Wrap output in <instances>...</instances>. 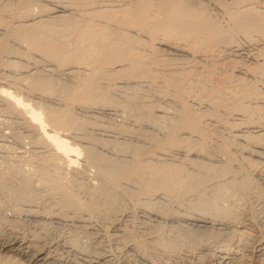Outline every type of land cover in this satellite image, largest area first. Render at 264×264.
Wrapping results in <instances>:
<instances>
[{"label":"bare ground","instance_id":"obj_1","mask_svg":"<svg viewBox=\"0 0 264 264\" xmlns=\"http://www.w3.org/2000/svg\"><path fill=\"white\" fill-rule=\"evenodd\" d=\"M0 116V254L264 264V0H0Z\"/></svg>","mask_w":264,"mask_h":264},{"label":"rangeland","instance_id":"obj_2","mask_svg":"<svg viewBox=\"0 0 264 264\" xmlns=\"http://www.w3.org/2000/svg\"><path fill=\"white\" fill-rule=\"evenodd\" d=\"M119 92H117V97H119V99H121V100H123V94H122V92H120L119 94H118ZM122 96V97H121ZM109 108V109H108ZM111 108V109H110ZM118 108H120V107H118ZM118 108L116 109V107L115 106H110V107H105V111H106V113H108L107 115H109V116H111V117H109V116H107V115H104V117L106 118V120H105V118L103 117V116H101V118L99 119V123H101L102 124V122H103V126L105 125H108L109 124V121H107V119L108 120H110V122L112 121V119L114 118V119H116V120H121L122 119V117L124 116V111H122V107H121V109H119L118 110ZM116 110V112H115V110ZM112 110V111H111ZM112 112V113H111ZM115 113V114H114ZM117 113V114H116ZM122 113H123V115H122ZM119 114H121L120 116H118ZM103 118H104V120H103ZM0 119H1V116H0ZM102 119V121H100ZM106 121V122H105ZM2 125V126H1ZM6 124H1L0 123V135H1V133H3V134H5L6 136H5V139H4V137H2V136H0V142H1V140L2 139H4L3 141H4V143L7 145L6 147L9 149V151L6 149V151H4V150H2V149H0L1 151H0V162L1 161H13V159H15V157H16V152L18 151V152H24V151H26V150H29V148H30V145L29 144H27L28 142L26 141L27 139H25V138H23V142L20 140V141H16L12 136H10L9 135V132L10 131H8L9 129H7L8 127V125L7 126H5ZM7 127V128H6ZM8 131V132H7ZM96 132H98V133H102L103 134V132L106 134V135H104V137H107L108 135L107 134H114V133H112L111 131H110V129L108 128H106V131L104 130H96ZM8 133V134H7ZM9 137V138H8ZM13 138V139H12ZM18 142H20V143H18ZM13 146V147H12ZM25 147V148H24ZM10 148H12V149H10ZM22 148V149H21ZM11 151V152H10ZM14 151H16V152H14ZM17 152V153H18ZM27 152V151H26ZM25 152V154L24 155H27L28 153H26ZM15 154V155H14ZM12 155H13V158H12ZM6 156V157H5ZM3 158V159H2ZM8 159V160H7ZM12 159V160H11ZM82 164V162L80 163V165ZM91 172V173H90ZM89 173L90 174H93L92 173V171H90ZM3 255V256H2ZM5 255V256H4ZM7 255H9V254H4V253H1L0 254V257L2 256V257H6L7 258V260L9 261V260H12V263H15V262H18V261H22V259H20L19 257H12V256H7ZM18 258H19V260H18ZM18 260V261H17ZM15 261V262H14ZM23 264H26L25 263V260L23 259Z\"/></svg>","mask_w":264,"mask_h":264}]
</instances>
